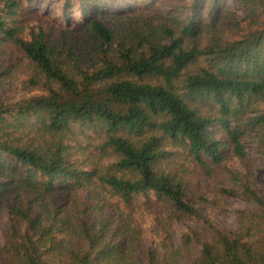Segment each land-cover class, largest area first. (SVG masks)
Here are the masks:
<instances>
[{
  "label": "trees",
  "instance_id": "16d2710c",
  "mask_svg": "<svg viewBox=\"0 0 264 264\" xmlns=\"http://www.w3.org/2000/svg\"><path fill=\"white\" fill-rule=\"evenodd\" d=\"M237 1L242 19L194 0L210 4L207 21L157 13L126 27L100 0H64L67 20L80 4L91 37L84 67L83 52L24 24L22 0H0V46L20 48L46 89L0 100V175L7 159L23 168L13 183L0 180L10 221L0 264H264V184L246 143L264 157V0ZM181 159L206 176L225 169L221 194L249 204L235 230L193 205L198 196L215 208L174 170ZM157 201L171 214L146 248L136 214ZM184 218L200 225L173 250L170 225Z\"/></svg>",
  "mask_w": 264,
  "mask_h": 264
},
{
  "label": "rangeland",
  "instance_id": "374dc122",
  "mask_svg": "<svg viewBox=\"0 0 264 264\" xmlns=\"http://www.w3.org/2000/svg\"><path fill=\"white\" fill-rule=\"evenodd\" d=\"M22 9L24 24L29 26H40L49 30L52 34L58 35V43L64 42L75 48L77 53L83 55V66L89 67L92 65V59L87 56L90 47L91 37L86 33L84 15L81 13L80 4L71 10H66L69 20L66 19L64 0H22ZM102 1V10L105 8L110 16H117L113 21L125 24L128 23L137 25L146 21H140L139 16L150 19L151 15L160 14L164 18H172L168 16L174 13L182 21H186L190 16L195 15L196 18L200 17L201 20L207 21L209 18V11L212 9L210 4L203 7V4L197 5L194 0H100ZM214 7L217 8L218 4H224L236 12V18L242 19L244 17V9L237 0H215ZM205 5V4H204ZM110 9V11L108 10ZM157 21L160 19L155 16ZM131 19V20H127ZM155 21V20H154ZM172 21V20H171ZM167 25V24H166ZM4 52L6 55H3ZM83 52V53H81ZM0 64L5 65L4 70L7 71V78L3 80L0 85V100L7 103L19 101L35 97L46 89L42 87L43 83H34L33 77L35 66L27 59L25 53L13 44H5L0 46ZM66 56V55H63ZM221 131V130H220ZM223 131L220 132L219 139L223 142L227 138ZM90 134L96 138L94 132ZM84 135V136H83ZM79 133V144H87L90 139L85 134ZM86 137V138H85ZM90 138V137H89ZM93 139V138H91ZM247 139V138H246ZM100 141V140H98ZM248 153L250 164L258 176V180L264 184V157L258 154L257 143L251 139L247 140ZM74 145L75 142H70ZM226 151V148L223 147ZM226 152H229L228 150ZM174 170L181 176L190 181L193 185L197 186V192L204 193L206 199L211 200L210 204H215L213 211L205 207L199 202V197L195 198L193 205L202 210L203 214H208L217 224L222 228L235 230L238 227L237 210L244 209L249 206L247 202L238 194L224 196L221 194V188L227 182V173L225 169L219 170L206 176L203 172L196 167L194 162H187V160H178L174 165ZM0 180L5 183H13V177L18 176L23 168L20 164L7 159L6 167L2 170ZM1 171V172H2ZM12 174V175H11ZM199 195V193H198ZM114 213V212H113ZM171 214L169 206L164 202H154L152 205L144 209L143 212L136 214L137 223L141 224L146 231L143 236V245L146 248H154L159 243L160 239L154 232V228L161 227L164 230L162 220L166 221L168 215ZM164 223V222H163ZM10 224L9 214L5 202L0 200V248L6 240V229ZM200 225L197 218H184L180 221H175L170 225V235L168 236V243L170 247L179 249L182 247L181 238L190 228H196ZM194 251L197 246L194 245ZM196 254V253H195ZM194 254V255H195ZM196 256V255H195Z\"/></svg>",
  "mask_w": 264,
  "mask_h": 264
}]
</instances>
